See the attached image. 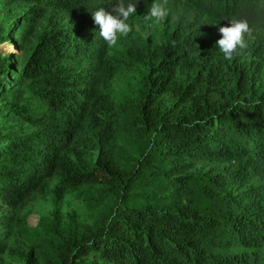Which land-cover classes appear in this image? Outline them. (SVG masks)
Wrapping results in <instances>:
<instances>
[{"label": "trees", "instance_id": "trees-1", "mask_svg": "<svg viewBox=\"0 0 264 264\" xmlns=\"http://www.w3.org/2000/svg\"><path fill=\"white\" fill-rule=\"evenodd\" d=\"M175 1L172 29L107 58L92 13L117 0H0V257L264 264V0ZM233 18L252 35L225 60L210 31ZM38 196L60 227L35 261L8 237ZM69 196L91 212L57 217Z\"/></svg>", "mask_w": 264, "mask_h": 264}, {"label": "rangeland", "instance_id": "rangeland-1", "mask_svg": "<svg viewBox=\"0 0 264 264\" xmlns=\"http://www.w3.org/2000/svg\"><path fill=\"white\" fill-rule=\"evenodd\" d=\"M151 3L143 9L136 11V14L130 17L128 23L133 28L132 32H130L126 37H120L118 39L117 46L109 48L107 45V50L105 53L107 58L119 56L121 53H123L129 43L141 44L143 41L149 40L150 38H159L164 31L173 28L178 18L186 14L183 3L175 0H168L167 8L169 10V14L165 21L160 24L156 23L155 21L148 22L144 19V17L148 12ZM226 25L228 24L222 22L215 23L210 33L212 34L218 31L219 27ZM257 33H264V28L257 31ZM218 35H220V33ZM130 77L131 80L135 82L134 74H131L130 76H116L115 85L118 90H121L126 80ZM92 207L93 203H84L82 200H76L74 197L69 196L66 201L62 202L60 212L57 217L61 218L62 215L69 216L71 214L72 218H79L84 213L91 212ZM52 209V201L42 199L41 196L31 198L23 208V211H26V215L18 218L17 222L10 230L8 243L14 244L15 240H18L24 244L29 241H34V243L39 242L31 255L35 261H39L40 253L46 251L48 248V240L43 235L51 226L52 229H49L50 234L51 232H54L55 229L59 230L60 227V220L58 218L52 219L53 216L51 217L49 214ZM25 262L26 260L24 257H20L19 255L9 256L4 254L0 257V264H25Z\"/></svg>", "mask_w": 264, "mask_h": 264}, {"label": "clouds", "instance_id": "clouds-1", "mask_svg": "<svg viewBox=\"0 0 264 264\" xmlns=\"http://www.w3.org/2000/svg\"><path fill=\"white\" fill-rule=\"evenodd\" d=\"M167 4L168 0H152L144 19L148 22L163 23L169 14ZM136 11L135 3L126 4L124 0H117L112 6V12L106 11L104 7H98L92 13L94 23L99 26V35L109 48L117 46L120 37H126L132 32L133 28L128 21ZM218 31L221 38L216 41V45L225 60H232L238 54V50L245 49L247 47L245 37L252 35V28L246 19L233 18L228 25L219 27ZM4 43L6 46L0 49V55L4 58L16 55L15 46L10 41Z\"/></svg>", "mask_w": 264, "mask_h": 264}]
</instances>
